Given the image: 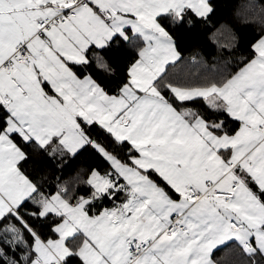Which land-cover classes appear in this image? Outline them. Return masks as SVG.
Returning <instances> with one entry per match:
<instances>
[{"label": "snow or ice", "instance_id": "snow-or-ice-1", "mask_svg": "<svg viewBox=\"0 0 264 264\" xmlns=\"http://www.w3.org/2000/svg\"><path fill=\"white\" fill-rule=\"evenodd\" d=\"M214 10L0 0V264H264V34L218 78L169 79ZM84 154L54 191L26 168Z\"/></svg>", "mask_w": 264, "mask_h": 264}, {"label": "trees", "instance_id": "trees-1", "mask_svg": "<svg viewBox=\"0 0 264 264\" xmlns=\"http://www.w3.org/2000/svg\"><path fill=\"white\" fill-rule=\"evenodd\" d=\"M213 4L215 10L207 20L180 29L178 44L183 58L170 66L169 79L197 83L218 78L231 71L241 54L247 55L250 45L264 34V0H213ZM122 74L121 65L109 85L111 88L116 87ZM97 163L98 160L84 154L62 169L38 162H30L26 168L43 183L45 191H54L58 179L71 182L78 172ZM228 256L225 264L238 259L237 254Z\"/></svg>", "mask_w": 264, "mask_h": 264}, {"label": "crops", "instance_id": "crops-1", "mask_svg": "<svg viewBox=\"0 0 264 264\" xmlns=\"http://www.w3.org/2000/svg\"><path fill=\"white\" fill-rule=\"evenodd\" d=\"M236 254L238 255V259H237V261H238L239 258H240V257H239V253H238L237 251H235V250H232L230 253L227 254V256H228V255H233V256H234V255H236ZM228 257H229V256H228ZM231 262H232V264H236V261H231ZM227 264H231V263H227Z\"/></svg>", "mask_w": 264, "mask_h": 264}]
</instances>
